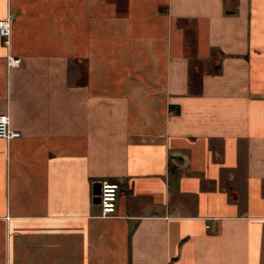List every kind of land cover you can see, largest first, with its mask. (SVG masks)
I'll return each mask as SVG.
<instances>
[{"label":"crops","instance_id":"crops-1","mask_svg":"<svg viewBox=\"0 0 264 264\" xmlns=\"http://www.w3.org/2000/svg\"><path fill=\"white\" fill-rule=\"evenodd\" d=\"M9 13L0 113L21 136L0 139V264H264V0Z\"/></svg>","mask_w":264,"mask_h":264},{"label":"built area","instance_id":"built-area-1","mask_svg":"<svg viewBox=\"0 0 264 264\" xmlns=\"http://www.w3.org/2000/svg\"><path fill=\"white\" fill-rule=\"evenodd\" d=\"M15 15L9 13L7 17L0 20V37L4 39L5 44H9L11 24ZM21 136V132L11 125L9 113H0V139L12 140ZM120 185L117 182L104 180L100 182V191L95 194L98 197L101 206V216L110 217L116 213L118 194Z\"/></svg>","mask_w":264,"mask_h":264},{"label":"water","instance_id":"water-1","mask_svg":"<svg viewBox=\"0 0 264 264\" xmlns=\"http://www.w3.org/2000/svg\"><path fill=\"white\" fill-rule=\"evenodd\" d=\"M98 187H99V189H98V191L95 194H98L99 191H100V183H98ZM96 200H97V202L99 201L98 197H96Z\"/></svg>","mask_w":264,"mask_h":264}]
</instances>
